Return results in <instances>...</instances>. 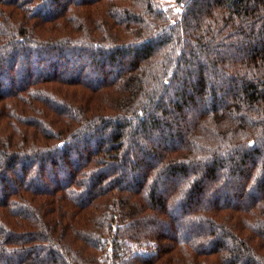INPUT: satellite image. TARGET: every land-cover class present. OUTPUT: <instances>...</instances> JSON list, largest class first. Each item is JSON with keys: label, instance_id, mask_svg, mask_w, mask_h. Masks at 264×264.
<instances>
[{"label": "trees", "instance_id": "trees-1", "mask_svg": "<svg viewBox=\"0 0 264 264\" xmlns=\"http://www.w3.org/2000/svg\"><path fill=\"white\" fill-rule=\"evenodd\" d=\"M0 77V264H264V0H0Z\"/></svg>", "mask_w": 264, "mask_h": 264}, {"label": "rangeland", "instance_id": "rangeland-1", "mask_svg": "<svg viewBox=\"0 0 264 264\" xmlns=\"http://www.w3.org/2000/svg\"><path fill=\"white\" fill-rule=\"evenodd\" d=\"M162 4H163V6L164 7H167L168 5H171L173 2H174V0H159ZM81 60V59H80ZM225 79V77H221L220 78V81H223ZM218 82V81H217ZM0 83L1 84H3L4 85V78H2V77H0ZM4 87V86H3ZM220 94V97H224V95H223V93L222 92H220L219 93ZM137 139V138H136ZM153 140V139H152ZM151 140V141H152ZM220 177H222L221 178V180H226L227 182H229V183H234V182H236L238 179H239V177H237V176H229V177H225V175H220ZM179 182L181 183V184H184L185 182H186V179H181V180H179ZM222 199V198H221ZM204 200V199H203ZM202 200V201H203ZM169 215L171 216V217H174L175 216V214L172 212V211H169ZM181 227H184V225H182ZM185 227L188 229V226L187 225H185ZM182 230H184L183 228L182 229H180V231H182ZM177 232V234L179 235V237L181 236V232ZM188 233L190 234V235H192L193 234V230L190 228V229H188ZM201 235V234H200ZM197 237L199 236V234H197L196 235ZM1 263V262H0Z\"/></svg>", "mask_w": 264, "mask_h": 264}]
</instances>
